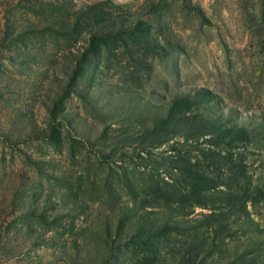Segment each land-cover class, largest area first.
Masks as SVG:
<instances>
[{
	"label": "rangeland",
	"instance_id": "374dc122",
	"mask_svg": "<svg viewBox=\"0 0 264 264\" xmlns=\"http://www.w3.org/2000/svg\"><path fill=\"white\" fill-rule=\"evenodd\" d=\"M0 264H264V0H0Z\"/></svg>",
	"mask_w": 264,
	"mask_h": 264
}]
</instances>
